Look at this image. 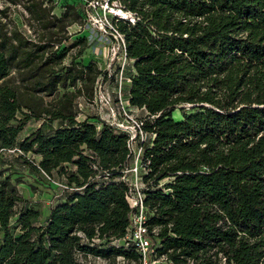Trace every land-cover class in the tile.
Masks as SVG:
<instances>
[{
    "label": "trees",
    "instance_id": "trees-1",
    "mask_svg": "<svg viewBox=\"0 0 264 264\" xmlns=\"http://www.w3.org/2000/svg\"><path fill=\"white\" fill-rule=\"evenodd\" d=\"M1 1L0 153L18 149L51 189L59 187L43 172L67 188L42 218L0 178V264H82L78 253L137 260L131 246L112 244L130 223L121 179L128 136L97 115L76 119V99L91 100L103 75L82 56L86 35L68 33L84 23L80 1ZM110 1L135 15L115 25L132 60L121 89L155 134L142 157L157 254L174 263L218 264L221 254L227 264H264V0ZM10 5L22 7L30 35L10 20ZM31 118L50 127L19 140Z\"/></svg>",
    "mask_w": 264,
    "mask_h": 264
},
{
    "label": "built area",
    "instance_id": "built-area-1",
    "mask_svg": "<svg viewBox=\"0 0 264 264\" xmlns=\"http://www.w3.org/2000/svg\"><path fill=\"white\" fill-rule=\"evenodd\" d=\"M81 6L80 10L83 13L84 23L88 26H94L97 30L107 33L111 40L116 43L117 55H120V62H118V66L116 68V85L118 86L120 93L122 91L121 86L123 82H129L130 79L124 76L125 68L129 66L132 62L131 59L127 57L126 49H125V40L123 34L117 29L115 23L119 19L128 20L130 23L135 22L134 13H130L124 11L123 8L117 2H111L110 0H80ZM83 23V25H84ZM83 25L74 24L68 28V33L72 34L76 31H82ZM116 53V51H115ZM114 53V54H115ZM116 58V57H114ZM113 58V59H114ZM105 75H102L104 77ZM119 78V83H118ZM99 79V78H98ZM96 91V86L94 88V95ZM119 104L121 105L123 121L113 120L107 121L102 120L99 115V119L104 123L112 126L118 131L124 132L127 138V147L129 149V153L127 155L129 159V164L123 170V175L121 179L127 184L128 190L126 192V200L130 208L129 220L130 223L127 227L126 234L124 237L120 239L113 240L112 244L116 246L123 245L124 247L133 248L138 253L137 260L126 258L124 255H117L115 257L103 258L100 256H94L91 254H87L86 256L77 254L79 261L82 264H91L90 261H93L98 264H194L193 259H186L184 263H174L167 255V253L157 254L156 250L159 245L153 244V237H155L157 233V227L150 228L147 223V207L145 205V197L146 194L144 189L146 187V183L143 181V175L148 172V160L146 162L143 161V151L144 146L146 144H151L148 141L149 138L154 137V133H149L143 129V121L144 118L132 119L127 114L129 111L127 97L125 98V103L122 101V96L119 94ZM126 95V94H124ZM82 99L85 102L93 101L87 100L85 97ZM108 104V101L105 100ZM106 105V104H105ZM77 107V116L76 119H84L88 114H81L82 108L79 102H76ZM110 107V106H107ZM142 110L141 108H136ZM143 111V110H142ZM112 114L114 113L111 110ZM144 114H146L144 112ZM128 119L133 120L132 129L130 130L128 127L123 126L124 121L129 122ZM19 151L18 149H9L8 152ZM46 178L50 181L54 180L43 172ZM55 183V182H54ZM57 186L67 188L63 182H56ZM92 243H98V238L94 237L91 239ZM220 261L218 264H227L226 258L223 255H219ZM88 262H85L87 261Z\"/></svg>",
    "mask_w": 264,
    "mask_h": 264
},
{
    "label": "rangeland",
    "instance_id": "rangeland-1",
    "mask_svg": "<svg viewBox=\"0 0 264 264\" xmlns=\"http://www.w3.org/2000/svg\"><path fill=\"white\" fill-rule=\"evenodd\" d=\"M2 6L3 3L0 0V7ZM26 16L27 15L24 13L22 7H14L12 5L9 6L10 20L19 24L20 29L26 35H30L31 30H29L28 26L26 25ZM80 33L86 35L87 40L86 47L82 52V56H84L85 61H87L89 58H92L102 70L103 75H106L104 77L101 75L96 81V91L95 95L93 96V101L85 102L82 97H78L76 99V102H79L81 105V114H88L90 116L99 115L102 120L111 122L113 120L123 121L122 119H124V117L121 114V105L119 104L118 98L120 96L119 94H121L122 101L125 103V98L127 95H124L125 93L123 90L120 93L118 92L119 88L115 82L117 78L115 71L118 66V62H120V55H117L116 43L110 39L107 33L97 30L92 25L88 26L86 23H84ZM76 50L77 48L71 49L69 55L74 54ZM105 100L108 101V104L105 102ZM188 108L189 107L186 106L184 109L187 110ZM111 110L114 111L113 114ZM182 112L183 110L180 108V106H176L173 109L171 115L178 120L181 119ZM128 113L129 114L127 115L132 119L145 117L144 112L142 110L136 109L135 107H129ZM18 117L20 118L22 115L19 113ZM132 119L127 118L129 122L124 121L123 126L128 127L131 130L133 124ZM39 126H41L44 130H47L50 127V123L46 119L37 120L35 118H31L24 124L22 131L18 135V139L20 140L29 135ZM25 159L29 161L37 160L38 155L34 153H28L26 154ZM6 176L9 177L12 183L15 184L18 192L23 197L32 200L34 205H36L35 207L40 208L42 218L47 213L48 207L57 203V199L63 189L60 186L57 190L51 189V187L45 183V179L41 175L39 176L33 173L30 165L26 163L24 158H22L18 153L16 154V152L0 153V178ZM51 178L55 183L62 182V178L58 177L57 175H52ZM163 181L167 180L165 179ZM85 262H88V259ZM90 263L98 264L93 261H90ZM109 264L113 263L111 262Z\"/></svg>",
    "mask_w": 264,
    "mask_h": 264
}]
</instances>
